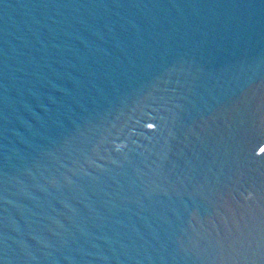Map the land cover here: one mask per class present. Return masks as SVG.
Segmentation results:
<instances>
[{"label":"water","instance_id":"water-1","mask_svg":"<svg viewBox=\"0 0 264 264\" xmlns=\"http://www.w3.org/2000/svg\"><path fill=\"white\" fill-rule=\"evenodd\" d=\"M0 264H264V0H0Z\"/></svg>","mask_w":264,"mask_h":264}]
</instances>
